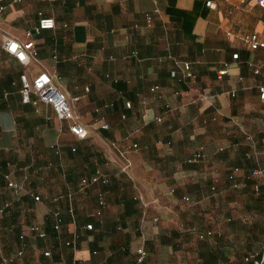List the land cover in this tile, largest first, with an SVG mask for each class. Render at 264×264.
<instances>
[{
	"label": "crops",
	"instance_id": "0c3cea01",
	"mask_svg": "<svg viewBox=\"0 0 264 264\" xmlns=\"http://www.w3.org/2000/svg\"><path fill=\"white\" fill-rule=\"evenodd\" d=\"M212 1L0 0V39L4 32L25 39L39 11L56 20L33 34L37 56L26 65L0 46V205L11 203L0 232L14 230L15 251L22 243L24 251L35 242L39 249L13 264H243V254L259 246L264 172L251 170L264 160V49L250 48L242 34L262 30L264 6ZM24 71L30 79L51 73L61 90L79 95L73 105L86 136L72 133L49 103L20 100ZM112 141L127 150V170ZM196 151L202 156L188 161ZM2 171L21 185L17 192ZM95 172L108 173L109 182L77 190L79 178ZM69 189L73 215L65 199H51ZM97 189L105 198L99 215ZM56 207L57 233L50 225ZM28 223L41 224L46 238L29 233ZM140 246L146 254L137 262Z\"/></svg>",
	"mask_w": 264,
	"mask_h": 264
},
{
	"label": "built area",
	"instance_id": "2783aa9c",
	"mask_svg": "<svg viewBox=\"0 0 264 264\" xmlns=\"http://www.w3.org/2000/svg\"><path fill=\"white\" fill-rule=\"evenodd\" d=\"M21 0H10V2L15 3L19 2ZM54 1V0H51ZM256 2L262 6H264V0H256ZM206 4L209 6H214V2L212 0H206ZM6 4L0 3V13L3 12L5 9ZM154 10H158V8H154ZM151 13L146 12V19L150 22L151 20ZM64 26H66V23H63ZM56 26V20L54 16L51 14H44L41 11H39L38 19L36 23L29 29H26L25 31V39L21 40L17 37L9 34V33H2L1 39H0V46L8 53L12 54L17 60H19L23 64H28L32 59L36 58L37 56V49L35 46V42L33 39V34L39 33L43 29H53ZM242 39L245 43L249 45L250 48L255 49L258 47H261L264 49V24L262 30L258 31H249L242 34ZM232 56L234 58L238 57V52L232 53ZM52 57L54 59H57V53L56 50L53 49ZM183 67L185 70L186 75H193L190 71V63L185 61L183 63ZM259 68H255L254 71L257 72ZM226 71L225 68L220 69L217 73L218 77H221V75ZM20 78V88H19V94H20V100L23 103H32L36 104L39 100L44 101L46 103H49L51 107L53 108V111L55 112L56 116L59 119L66 120L68 122V128L69 130L74 133L78 137H84L87 135V128L81 123L80 121V115L77 113V111L74 108V101L79 99V95H68L65 91L61 90L54 80V75L48 72L41 73L40 75L30 79L27 75V73L21 72L19 75ZM88 89V87H85ZM157 88V85H152L150 89L152 91H155ZM258 90H259V96L264 99V83L258 84ZM6 95L7 92H4ZM233 94V92H232ZM126 106H130V101L125 102ZM104 106H108V103L104 104ZM157 120H160V116L155 117ZM104 128L108 127V123H102L101 125ZM131 131L129 132V134ZM112 145L117 149L119 155L121 156L123 160L122 169L127 170L130 166L131 162L127 155V150L122 149L118 147L115 141L111 142ZM54 146L55 153L59 154L60 149L59 147ZM137 143L133 142L132 147H136ZM71 150H75V146L71 147ZM200 156H202V153L200 151H196L192 156L188 157V161H194L197 160ZM238 167H235L233 171L229 174L230 177L234 176V171L237 170ZM264 172V160L261 162L260 165L254 167L251 170V174H262ZM1 178L4 179L6 186L13 189V191L17 192L21 185L17 184L10 176L9 171H2L1 172ZM110 180V177L108 173L103 172H95L88 176H81L77 183V190L87 192V188L91 184H107ZM0 186H1V179H0ZM34 200H40L41 197L38 193L30 192ZM72 194L73 189H69L64 193H59L55 196H53L51 199L52 201H58L60 199H65L67 201V210L68 212L73 215L74 214V207L72 204ZM96 207L94 208V214H100L102 211V208L105 206V198L102 189L96 190ZM186 199H188V196H185ZM11 207L10 201H4L0 205V219L1 216L5 214V212ZM51 221L50 225L53 231L56 233L60 231L63 217L60 210L56 207L53 208L50 212ZM84 227L87 229H91L93 227V224L91 222H86L84 224ZM20 232L18 233L19 239L23 242L24 238L26 236L25 231L20 226ZM26 229L29 233L33 234L34 236L38 238H46L47 231L44 229V227L39 223H28L26 226ZM0 230H1V220H0ZM207 233H210V231H207ZM1 235V232H0ZM201 237L203 236V233L199 234ZM74 242V238L70 240H66L65 244L70 245ZM137 256L136 261L140 262L143 260L146 251L145 249L140 246L136 249ZM42 253L44 255H50L49 249H43ZM24 254V244H19L17 247L15 254H7L3 251L2 245H1V238H0V264H13L16 258H21ZM243 264H264V235L261 239V242L259 246L255 249H251L246 251L242 256ZM37 264H45V263H37ZM59 264H74V263H68L66 260H61ZM219 264V263H218Z\"/></svg>",
	"mask_w": 264,
	"mask_h": 264
},
{
	"label": "rangeland",
	"instance_id": "374dc122",
	"mask_svg": "<svg viewBox=\"0 0 264 264\" xmlns=\"http://www.w3.org/2000/svg\"><path fill=\"white\" fill-rule=\"evenodd\" d=\"M8 233L2 234L3 232H1V241L5 244V248L3 250H5V252L7 253H14L15 252V246H16V235L13 229L6 231ZM263 232L261 233L262 236ZM35 247H32V250H30L29 247L26 248V250L24 251V258L28 257L29 255H33V256H38L39 254V249L37 248V242H35Z\"/></svg>",
	"mask_w": 264,
	"mask_h": 264
}]
</instances>
